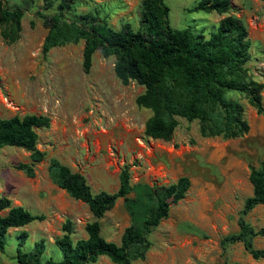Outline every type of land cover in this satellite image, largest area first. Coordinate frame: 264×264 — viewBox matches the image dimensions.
<instances>
[{
    "label": "rangeland",
    "instance_id": "obj_1",
    "mask_svg": "<svg viewBox=\"0 0 264 264\" xmlns=\"http://www.w3.org/2000/svg\"><path fill=\"white\" fill-rule=\"evenodd\" d=\"M2 1L22 8L24 15L16 42L7 44L0 35V120L44 115L50 118V126L37 130L36 148L43 159L33 165V177L15 169L31 163L30 152L0 149V196L8 198L12 207L44 216L42 221L8 231L0 264H19L16 245L22 233L27 235L25 252L43 240V260L59 259L55 240L62 236L67 221L74 242L87 237L88 223L98 221L101 236L119 244L125 229L147 215L149 188L168 186L180 177L190 180L185 197L171 205L168 216L150 232L143 259H133L131 264H264V259H253L243 243L223 241L239 233L241 219L255 231L264 228V205L242 215L252 195L250 167L264 161V115L241 98L249 125L243 136L202 137L197 121L179 119L170 141L151 139L145 136L144 126L152 113L136 104L144 88L133 81L121 83L114 73V57L96 51L85 72L84 41L43 53L47 28L37 12L50 14L54 8L43 10V0ZM142 1L87 0L75 3L74 14H91L114 30L125 24L138 30ZM163 1L173 29L190 28L205 38L225 16L239 19L250 43L249 76L264 85L263 1L232 0L224 15L195 10L199 0ZM261 96L264 108V88ZM54 160L82 175L93 194L117 191L121 170L127 166L130 204L118 199L96 219L85 203L58 186L49 170ZM251 242L256 249H264V237ZM91 264L114 263L101 256Z\"/></svg>",
    "mask_w": 264,
    "mask_h": 264
},
{
    "label": "trees",
    "instance_id": "obj_2",
    "mask_svg": "<svg viewBox=\"0 0 264 264\" xmlns=\"http://www.w3.org/2000/svg\"><path fill=\"white\" fill-rule=\"evenodd\" d=\"M84 1L87 0H43V10L54 9L50 14L37 12L47 28L42 52L84 41L82 67L85 72L89 71L96 51L104 57H114V73L121 83L133 81L144 88L136 104L152 113L144 126L145 136L170 141L179 119L197 121L202 137L243 136L249 131V125L241 98L258 115H264L261 96L264 85L249 76L246 64L250 60V43L246 27L239 19L225 16L205 38L190 28L173 29L169 24V8L163 0H143L139 29L133 30L125 24L114 30L91 14L75 15V3ZM231 2L199 0L195 10L224 15L230 11ZM23 15L22 8L8 6L0 0V35L5 43L12 44L19 39ZM49 126L50 118L44 115H15L0 120V149L17 147L30 152L31 163L18 164L15 169L33 177V165L43 159V153L36 148L37 130ZM49 170L58 186L85 203L96 219L111 210L118 199L123 198L130 204L127 166L121 170L117 191L98 194L91 192L82 175L55 160ZM249 181L252 195L246 199L242 215L264 205V161L257 168L250 167ZM189 186V178L180 177L168 186L149 188L147 215L140 223L125 229L119 244L101 236L98 221L88 223L87 237L74 242L72 225L67 221L62 227V236L55 240L59 259L43 260V240L25 252L27 235L22 233L16 245V260L19 264H91L105 256L114 264H131L133 259H143L149 247L148 235L168 216L171 205L185 197ZM6 210L5 215H0V251L4 250L10 229L44 220L43 215H34L20 206L12 207L8 198L0 196V212ZM239 227V233L223 241L241 242L253 259H264V249H256L251 242L254 237H264V228L255 231L242 219Z\"/></svg>",
    "mask_w": 264,
    "mask_h": 264
}]
</instances>
